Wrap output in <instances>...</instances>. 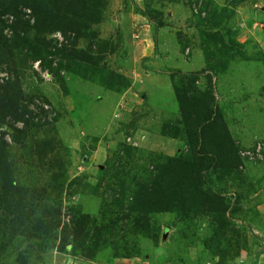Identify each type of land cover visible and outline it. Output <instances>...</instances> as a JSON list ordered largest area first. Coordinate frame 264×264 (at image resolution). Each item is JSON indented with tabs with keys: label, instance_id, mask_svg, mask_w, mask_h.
I'll return each instance as SVG.
<instances>
[{
	"label": "rangeland",
	"instance_id": "obj_1",
	"mask_svg": "<svg viewBox=\"0 0 264 264\" xmlns=\"http://www.w3.org/2000/svg\"><path fill=\"white\" fill-rule=\"evenodd\" d=\"M71 3L79 36L1 16L0 264H264V0ZM203 91L240 162L199 174L178 94Z\"/></svg>",
	"mask_w": 264,
	"mask_h": 264
},
{
	"label": "trees",
	"instance_id": "obj_2",
	"mask_svg": "<svg viewBox=\"0 0 264 264\" xmlns=\"http://www.w3.org/2000/svg\"><path fill=\"white\" fill-rule=\"evenodd\" d=\"M10 2L11 4L7 3ZM56 7L52 8L48 5L47 0H0V21L2 22L1 16L5 13H9L10 9H18L20 5H26L27 7L30 6L32 9V16L35 20V27L38 30H45V31H54V30H61L64 31L63 26L68 27L70 31L76 36L80 34V27L76 21L69 19V13L73 11V6L71 0H55ZM54 11L57 17H53L47 20L49 25H52L50 29L45 24L46 21V13L50 14V10ZM61 13V14H60ZM14 14V13H13ZM18 15V14H17ZM61 15V16H60ZM40 17V18H39ZM45 20V21H44ZM71 20V21H68ZM15 23L13 24L12 28H14ZM83 26V25H82ZM3 29L0 27V54L3 57L1 61L6 60V55L9 57L11 55V51L9 50L5 55L2 52L5 48L4 45H11V41L3 39ZM81 57V55H79ZM84 58V57H82ZM0 89L4 90L5 93H0V96H4L0 99V123L5 120L7 116L15 115V118H20L23 116V113L19 115V113H12L11 108L13 103L11 98L8 97L10 94L11 85L4 84L3 87L0 84ZM187 89V88H186ZM8 92V93H7ZM210 94L209 91H203L202 95L196 99L190 100L188 93L182 92L178 94V103L181 117L186 118L184 121V126L186 128V140L190 144V146L194 149V155L196 156V166L198 173L200 174L201 170L206 169L209 165L216 161L215 157V148L219 149L217 146L222 147L220 151V159H222V164L224 168L230 169L233 168L232 166L237 165V159L235 149L232 146V142L228 143L224 139V137L228 140H231L229 130L225 123L223 114L220 108L214 102L212 96L207 97ZM205 95V96H204ZM192 122L189 123V119ZM217 133H221L223 137H217ZM17 139V137H14ZM232 141V140H231ZM3 142L0 141V148H2ZM241 155L244 156L243 152ZM2 156L0 155V173H4L6 175H12L9 167L5 162L2 161ZM214 156V157H213ZM245 157V156H244ZM169 160L173 161L172 158H168ZM2 162V163H1ZM240 162V161H239ZM225 163H227L225 165ZM231 163V165L229 164ZM233 164V165H232ZM235 164V165H234ZM175 177L178 176L177 174L174 175ZM174 179L176 180V178ZM156 182V180H155ZM184 188H181L177 191L178 194H183ZM76 238V236L74 237Z\"/></svg>",
	"mask_w": 264,
	"mask_h": 264
},
{
	"label": "crops",
	"instance_id": "obj_3",
	"mask_svg": "<svg viewBox=\"0 0 264 264\" xmlns=\"http://www.w3.org/2000/svg\"><path fill=\"white\" fill-rule=\"evenodd\" d=\"M152 78V77H151Z\"/></svg>",
	"mask_w": 264,
	"mask_h": 264
}]
</instances>
